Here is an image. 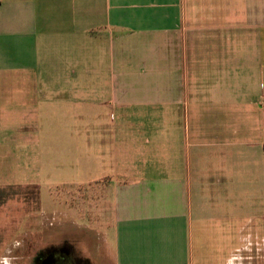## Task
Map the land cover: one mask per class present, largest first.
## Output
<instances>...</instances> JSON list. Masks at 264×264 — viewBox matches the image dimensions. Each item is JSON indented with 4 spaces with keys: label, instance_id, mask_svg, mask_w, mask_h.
Instances as JSON below:
<instances>
[{
    "label": "crops",
    "instance_id": "crops-1",
    "mask_svg": "<svg viewBox=\"0 0 264 264\" xmlns=\"http://www.w3.org/2000/svg\"><path fill=\"white\" fill-rule=\"evenodd\" d=\"M3 28L15 133L30 130L59 188L112 190L107 258L77 239L85 257L199 264V238L243 233L264 0H0Z\"/></svg>",
    "mask_w": 264,
    "mask_h": 264
},
{
    "label": "rangeland",
    "instance_id": "rangeland-1",
    "mask_svg": "<svg viewBox=\"0 0 264 264\" xmlns=\"http://www.w3.org/2000/svg\"><path fill=\"white\" fill-rule=\"evenodd\" d=\"M4 40L3 28L0 48ZM4 74L0 71V264H32L41 248L61 244L66 238L72 243L81 239L88 247L98 244L105 256L103 238H112V190L102 184L56 186L51 158L45 157L43 163L36 140L26 138L30 130L15 133L21 117H9L8 112L18 113L21 104L10 108L5 103ZM252 123L257 129L253 136L261 140L258 146H248V218L237 220L244 231L199 238V264H264V113L256 114ZM77 226L91 229L93 238L86 236L88 229Z\"/></svg>",
    "mask_w": 264,
    "mask_h": 264
},
{
    "label": "flooded vegetation",
    "instance_id": "flooded-vegetation-1",
    "mask_svg": "<svg viewBox=\"0 0 264 264\" xmlns=\"http://www.w3.org/2000/svg\"><path fill=\"white\" fill-rule=\"evenodd\" d=\"M32 264H91V260L66 238V242L41 248Z\"/></svg>",
    "mask_w": 264,
    "mask_h": 264
}]
</instances>
